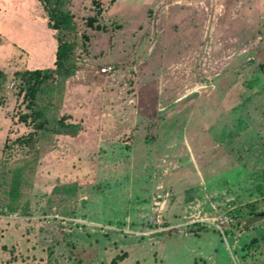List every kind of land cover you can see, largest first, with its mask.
Listing matches in <instances>:
<instances>
[{
    "label": "rangeland",
    "instance_id": "rangeland-1",
    "mask_svg": "<svg viewBox=\"0 0 264 264\" xmlns=\"http://www.w3.org/2000/svg\"><path fill=\"white\" fill-rule=\"evenodd\" d=\"M114 1L72 0L76 71L51 101L79 131L42 149L18 142L16 72L54 68L57 31L42 0H0V264H264V218L239 223L264 212V0Z\"/></svg>",
    "mask_w": 264,
    "mask_h": 264
},
{
    "label": "trees",
    "instance_id": "trees-1",
    "mask_svg": "<svg viewBox=\"0 0 264 264\" xmlns=\"http://www.w3.org/2000/svg\"><path fill=\"white\" fill-rule=\"evenodd\" d=\"M48 15V27L56 30L57 51L54 61L55 67L24 69L17 71L22 79L21 91L24 93L23 102L29 111L20 114L19 119L34 127L33 133H28L18 139L21 145L30 144L35 136L42 142V149L51 146L55 134L75 135L79 131V124L67 122L68 116H57V109L52 103L54 93H62L65 80L76 71L75 43L70 34L77 31V22L70 9L72 0H42ZM101 9L92 17H88L87 23L93 26L97 22ZM99 27L98 24L95 25ZM87 39V36H84ZM6 78L5 72L0 68V87ZM30 171H19L18 174L9 173L10 183L4 189L5 196L9 199L7 206L10 210L18 208L20 197V185L24 177L31 175ZM24 175V177H23ZM77 185H57L53 193L76 194ZM264 216L256 213L252 217L242 219L243 229H249L257 224Z\"/></svg>",
    "mask_w": 264,
    "mask_h": 264
},
{
    "label": "crops",
    "instance_id": "crops-1",
    "mask_svg": "<svg viewBox=\"0 0 264 264\" xmlns=\"http://www.w3.org/2000/svg\"><path fill=\"white\" fill-rule=\"evenodd\" d=\"M167 1H169V0H155L154 3L157 4L158 8H159L160 5L164 4V2H167ZM114 2H117V0H115ZM154 3L152 5H154ZM183 15L184 14H182V13L177 14L176 17L172 18L173 23H171V24L174 26L178 25L179 27H184L185 24L188 23V20H187V18H184ZM133 22H135V20ZM174 26H173V29H174ZM56 41H57V39H56ZM100 124H102V122H100Z\"/></svg>",
    "mask_w": 264,
    "mask_h": 264
},
{
    "label": "built area",
    "instance_id": "built-area-1",
    "mask_svg": "<svg viewBox=\"0 0 264 264\" xmlns=\"http://www.w3.org/2000/svg\"><path fill=\"white\" fill-rule=\"evenodd\" d=\"M114 69H115V68L112 67V66H105V67H102V68L100 69V74H102V75H106V74L110 73L111 71H113Z\"/></svg>",
    "mask_w": 264,
    "mask_h": 264
},
{
    "label": "water",
    "instance_id": "water-1",
    "mask_svg": "<svg viewBox=\"0 0 264 264\" xmlns=\"http://www.w3.org/2000/svg\"><path fill=\"white\" fill-rule=\"evenodd\" d=\"M260 216H264V212H261L260 213ZM229 241L232 243L233 242V239L229 238Z\"/></svg>",
    "mask_w": 264,
    "mask_h": 264
}]
</instances>
